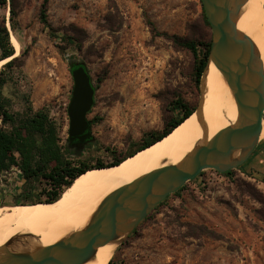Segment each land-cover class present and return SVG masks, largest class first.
<instances>
[{
	"label": "rangeland",
	"instance_id": "1",
	"mask_svg": "<svg viewBox=\"0 0 264 264\" xmlns=\"http://www.w3.org/2000/svg\"><path fill=\"white\" fill-rule=\"evenodd\" d=\"M10 3L18 30L10 29L8 6L0 5V25L9 32L13 57H19L13 71L5 70L11 79L1 88L11 112L21 113L26 97L34 110L46 107L62 126L63 145L73 87L69 63H83L93 85L103 80L87 116L89 121L100 119L90 128L95 141L82 159L110 163L145 133L161 131L175 116L170 103L176 97L196 108L193 58L172 38H197L200 0H48L53 35L39 22L42 0ZM63 36L75 43L65 45ZM260 140L255 156L242 168L229 175L203 171L170 195L123 240L109 263L264 264V131ZM21 186L15 172L1 175L0 206H11Z\"/></svg>",
	"mask_w": 264,
	"mask_h": 264
},
{
	"label": "water",
	"instance_id": "2",
	"mask_svg": "<svg viewBox=\"0 0 264 264\" xmlns=\"http://www.w3.org/2000/svg\"><path fill=\"white\" fill-rule=\"evenodd\" d=\"M246 2L200 0L210 26L211 46L199 81V101L192 114L199 109L202 78L212 63L235 102V122L194 149L180 163L159 168L109 194L84 229L34 252L14 253L5 249L0 255V264H85L100 247L117 242L118 248L161 202L203 171L224 174L242 168L264 131L263 65L254 43L236 28ZM69 68L73 87L66 108L67 140L71 145L83 146L92 140L87 116L94 104L95 88L83 63L70 62Z\"/></svg>",
	"mask_w": 264,
	"mask_h": 264
},
{
	"label": "bare ground",
	"instance_id": "3",
	"mask_svg": "<svg viewBox=\"0 0 264 264\" xmlns=\"http://www.w3.org/2000/svg\"><path fill=\"white\" fill-rule=\"evenodd\" d=\"M236 28L254 43L264 69V0H247ZM13 46L16 51L20 49L16 39ZM10 59L0 61V65ZM200 96L198 111L165 138L115 167L89 170L76 178L58 201L0 206V255L5 249L14 253L34 252L84 229L109 194L159 168L180 163L235 122V102L212 63L202 78ZM116 250L117 242L100 247L85 264H108Z\"/></svg>",
	"mask_w": 264,
	"mask_h": 264
},
{
	"label": "trees",
	"instance_id": "4",
	"mask_svg": "<svg viewBox=\"0 0 264 264\" xmlns=\"http://www.w3.org/2000/svg\"><path fill=\"white\" fill-rule=\"evenodd\" d=\"M11 1L0 0V5L9 7L8 21L11 31L15 33L18 30L17 14L10 3ZM47 8L48 0H42L39 22L49 29L50 35H53V29L47 21ZM146 23L151 31L155 32L152 22L146 19ZM196 36L197 38L174 37L172 41L176 46L191 54L193 58L191 75L195 86L198 88L200 78L207 65L211 46L210 26L203 10L201 12V25ZM61 41L67 46H72L75 43L71 37L63 36ZM77 48L80 49V45H77ZM60 51L64 52L62 48ZM26 53V51L23 52L21 57L25 56ZM14 54L9 32L5 25H0V61L11 58L0 70V176L16 168L20 172L22 180L20 191L13 197L15 202L11 206L51 204L58 201L64 190L84 172L119 165L138 151L144 150L165 138L173 129L190 117L195 110L181 98L176 97L170 103V112L175 116L165 121L161 131L145 133L141 141L134 144L133 149L121 154V156L113 157L110 163H105L99 158L91 163L82 157L86 149L95 140L92 138L83 146L71 145L66 140L65 144L61 145L62 126L51 116L46 107L34 110L26 97L24 99L26 102L25 109L21 113L11 112L10 103L2 96L1 88L11 79L10 76H4L5 70L13 71L19 61L18 56L13 57ZM73 59L69 58V60ZM18 73L21 74V72ZM102 81L101 78L97 79L96 84L93 85L94 88L96 89ZM99 120V118H95L90 123L93 125ZM230 173L231 171L223 175ZM201 175L202 173L199 176ZM184 187H181L175 194H178ZM165 200L157 207L161 206Z\"/></svg>",
	"mask_w": 264,
	"mask_h": 264
},
{
	"label": "built area",
	"instance_id": "5",
	"mask_svg": "<svg viewBox=\"0 0 264 264\" xmlns=\"http://www.w3.org/2000/svg\"><path fill=\"white\" fill-rule=\"evenodd\" d=\"M11 171L15 172L16 176L20 178V172L16 168L11 169Z\"/></svg>",
	"mask_w": 264,
	"mask_h": 264
},
{
	"label": "flooded vegetation",
	"instance_id": "6",
	"mask_svg": "<svg viewBox=\"0 0 264 264\" xmlns=\"http://www.w3.org/2000/svg\"><path fill=\"white\" fill-rule=\"evenodd\" d=\"M256 151H257V150H256ZM252 154H253V153H252ZM255 154H256V153H255ZM254 156H255V155H254ZM254 156L251 155V157L248 159V161H249L250 159H252ZM248 161H247V162H248ZM247 162H246V163H247ZM246 163H245V164H246ZM245 164H244V165H245ZM244 165H243V166H244ZM243 166H242V167H243ZM229 172H230V171H229Z\"/></svg>",
	"mask_w": 264,
	"mask_h": 264
},
{
	"label": "crops",
	"instance_id": "7",
	"mask_svg": "<svg viewBox=\"0 0 264 264\" xmlns=\"http://www.w3.org/2000/svg\"><path fill=\"white\" fill-rule=\"evenodd\" d=\"M261 148H262V150H264V141L263 142H261Z\"/></svg>",
	"mask_w": 264,
	"mask_h": 264
}]
</instances>
